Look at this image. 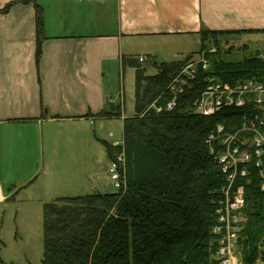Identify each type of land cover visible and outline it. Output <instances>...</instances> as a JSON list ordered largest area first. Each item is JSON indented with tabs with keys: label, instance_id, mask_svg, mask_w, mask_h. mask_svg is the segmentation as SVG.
Segmentation results:
<instances>
[{
	"label": "trees",
	"instance_id": "obj_1",
	"mask_svg": "<svg viewBox=\"0 0 264 264\" xmlns=\"http://www.w3.org/2000/svg\"><path fill=\"white\" fill-rule=\"evenodd\" d=\"M19 2L35 8L38 63L44 40L42 9L38 0ZM220 35L224 34L201 33L200 51L207 43L217 49L207 55L211 72H200L176 96L170 111L165 109L172 98L167 87L191 57L161 64L152 77L132 66L136 69L135 115L123 119L122 144L107 146L113 162L123 154L121 186L112 194L66 198L45 205L43 264H210L219 247L220 236L212 230L227 180L207 136L217 124L227 131L236 128L247 113L227 110L204 117L194 112L192 104L208 76L230 85L249 78L264 81V61L259 55L234 63L213 59L222 52ZM154 103L159 112L151 108ZM121 116L117 106L100 114ZM258 177L250 168L248 178L234 185L243 187L245 201L236 241L241 264H264V193Z\"/></svg>",
	"mask_w": 264,
	"mask_h": 264
},
{
	"label": "crops",
	"instance_id": "obj_2",
	"mask_svg": "<svg viewBox=\"0 0 264 264\" xmlns=\"http://www.w3.org/2000/svg\"><path fill=\"white\" fill-rule=\"evenodd\" d=\"M38 5L44 40L37 63L34 5L0 0V161L15 152L44 156L56 150L57 140L64 141V133L79 137L91 125L97 130L99 122L115 119L100 114L112 107L107 100L116 77L140 67L138 57L152 59L156 74L161 64L193 56L203 32L224 34L218 37L224 49L264 43V33H256L264 31V0H38Z\"/></svg>",
	"mask_w": 264,
	"mask_h": 264
},
{
	"label": "rangeland",
	"instance_id": "obj_3",
	"mask_svg": "<svg viewBox=\"0 0 264 264\" xmlns=\"http://www.w3.org/2000/svg\"><path fill=\"white\" fill-rule=\"evenodd\" d=\"M229 46L233 47L224 53V43H220L222 52L213 59L234 63L264 53L263 42L248 44L249 50L236 43ZM209 47L207 43L205 49ZM200 50L201 45L192 56L194 62L201 60ZM182 59L175 58L174 62ZM140 67L145 69L144 76L155 75L149 57ZM116 78L112 106L120 108V118L99 122L97 130L91 125L79 137L64 133V141L57 140L56 150L44 156L15 152L0 161V264H43L45 205L66 198L115 193L110 173L113 161L107 146L122 143L123 119L135 115L136 69H126L124 77ZM234 257L241 264L237 251Z\"/></svg>",
	"mask_w": 264,
	"mask_h": 264
},
{
	"label": "built area",
	"instance_id": "obj_4",
	"mask_svg": "<svg viewBox=\"0 0 264 264\" xmlns=\"http://www.w3.org/2000/svg\"><path fill=\"white\" fill-rule=\"evenodd\" d=\"M214 53L216 47L211 43L208 49L201 52L202 58L199 62L188 59L184 63L167 87L172 94L171 100L165 105L167 111L175 107L176 96L188 88L189 83L194 81L200 72H211L207 55ZM262 59L264 61V56ZM137 61L143 64L148 61V57H138ZM204 84V89L192 104L194 112L204 117L216 116L227 110H243L247 113L236 128L227 131L222 124H217L207 136L211 153L215 154L216 162L227 180V188L223 190L222 201L215 213L217 225L212 230L213 234L220 236L214 258L222 259L221 264H237L234 256L245 201L243 187L234 185L238 180H246L251 168L257 171L260 179L259 189L264 193V81L249 78L230 85L214 76H208ZM107 104H113V101L107 100ZM151 108L157 112L161 110L156 103ZM122 161L123 154H119L110 169L111 180L116 189L121 186L119 166Z\"/></svg>",
	"mask_w": 264,
	"mask_h": 264
},
{
	"label": "water",
	"instance_id": "obj_5",
	"mask_svg": "<svg viewBox=\"0 0 264 264\" xmlns=\"http://www.w3.org/2000/svg\"><path fill=\"white\" fill-rule=\"evenodd\" d=\"M222 263V259H211L210 260V264H221Z\"/></svg>",
	"mask_w": 264,
	"mask_h": 264
}]
</instances>
